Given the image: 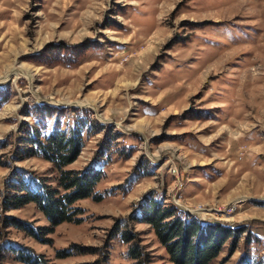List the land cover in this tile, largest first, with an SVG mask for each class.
<instances>
[{
    "label": "rangeland",
    "instance_id": "374dc122",
    "mask_svg": "<svg viewBox=\"0 0 264 264\" xmlns=\"http://www.w3.org/2000/svg\"><path fill=\"white\" fill-rule=\"evenodd\" d=\"M0 92V193L13 174L55 185L19 160L32 131L84 126L67 169L104 172L80 224L36 238L3 220L49 226L35 204L0 209V264H175L151 202L236 229L212 264H264V0H0Z\"/></svg>",
    "mask_w": 264,
    "mask_h": 264
},
{
    "label": "trees",
    "instance_id": "16d2710c",
    "mask_svg": "<svg viewBox=\"0 0 264 264\" xmlns=\"http://www.w3.org/2000/svg\"><path fill=\"white\" fill-rule=\"evenodd\" d=\"M2 93L0 92V109L9 100ZM83 132L84 126L68 130L57 126L46 136L37 131L29 132L24 139L25 145L19 148L18 154L22 155L19 160L38 156L50 162L58 172L55 185L42 178L26 179L22 175L13 174L0 193V209L6 214L28 204H35L49 226L32 231L24 222L4 215L6 227H16L39 238L40 235L52 233L63 223L80 224L84 213L77 206L80 201L91 199L101 202L104 199V195L97 191L104 172L95 162L82 170L67 169L77 161L83 150ZM143 211L145 215L142 222L153 227L175 264H212L222 246L236 235L235 228L218 223L200 224L196 218L183 215L176 208L161 209L156 202H151ZM131 252L133 259L141 257L137 247H133ZM18 259L24 264H48L41 256L33 253H19Z\"/></svg>",
    "mask_w": 264,
    "mask_h": 264
}]
</instances>
